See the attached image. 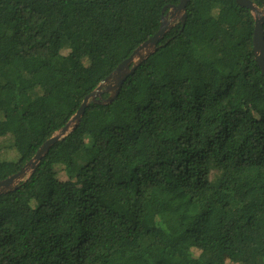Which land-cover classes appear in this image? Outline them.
<instances>
[{
    "label": "trees",
    "instance_id": "trees-1",
    "mask_svg": "<svg viewBox=\"0 0 264 264\" xmlns=\"http://www.w3.org/2000/svg\"><path fill=\"white\" fill-rule=\"evenodd\" d=\"M179 1L0 0V181ZM185 10L117 98L91 102L31 178L0 195V264H264L254 21L234 0Z\"/></svg>",
    "mask_w": 264,
    "mask_h": 264
},
{
    "label": "water",
    "instance_id": "water-1",
    "mask_svg": "<svg viewBox=\"0 0 264 264\" xmlns=\"http://www.w3.org/2000/svg\"><path fill=\"white\" fill-rule=\"evenodd\" d=\"M236 4L250 12L254 21L252 47L254 59L264 75V8L257 6L252 0H234ZM189 0H180L178 5H168L162 10V17L158 32L143 44L132 55L111 72L99 85L86 96L78 110L71 116L69 121L48 138L37 150L34 156L15 174L0 181V195L17 190L21 184L27 182L34 174L42 158L48 150L57 142L67 137L80 123L85 109L91 104H110L118 96L123 83L129 75L135 72L137 67L158 50V44L163 37L177 24L184 25L186 19V5ZM168 9V12H166ZM108 94L107 98H102Z\"/></svg>",
    "mask_w": 264,
    "mask_h": 264
},
{
    "label": "rangeland",
    "instance_id": "rangeland-1",
    "mask_svg": "<svg viewBox=\"0 0 264 264\" xmlns=\"http://www.w3.org/2000/svg\"><path fill=\"white\" fill-rule=\"evenodd\" d=\"M222 257H224V258H225V255H222Z\"/></svg>",
    "mask_w": 264,
    "mask_h": 264
}]
</instances>
